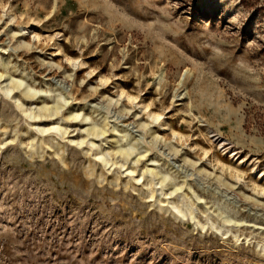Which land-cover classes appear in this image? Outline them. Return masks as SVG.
<instances>
[{
    "label": "rangeland",
    "instance_id": "rangeland-1",
    "mask_svg": "<svg viewBox=\"0 0 264 264\" xmlns=\"http://www.w3.org/2000/svg\"><path fill=\"white\" fill-rule=\"evenodd\" d=\"M0 76V264H264L263 12L0 0Z\"/></svg>",
    "mask_w": 264,
    "mask_h": 264
},
{
    "label": "bare ground",
    "instance_id": "bare-ground-1",
    "mask_svg": "<svg viewBox=\"0 0 264 264\" xmlns=\"http://www.w3.org/2000/svg\"><path fill=\"white\" fill-rule=\"evenodd\" d=\"M188 71V70H187ZM182 75H183V73H182ZM1 77V76H0ZM182 80V79H181ZM180 80V81H181ZM179 81V82H180ZM179 84V83H178ZM180 85V84H179ZM1 90L2 91H4L7 95H9L10 94V91H11V88H10V81L9 82H6V84H5V86H3V87H1ZM185 90V89H184ZM113 117V115L110 117V118H112ZM157 118L158 117H156L155 119L157 120ZM116 119H117V117H113L112 118V120L111 121H109V122H105V124L102 126V128H101V134L99 135V136H101L102 138H100L99 139V141L97 142V144H96V147H97V150H96V153H95V156H96V158H97V160L100 162V163H103V164H106V158H105V154H104V152H103V143H105V139H104V137L102 136L103 134H106V133H108V131L110 130V129H112L115 133H117V134H121V130H119V129H117V126H116V123H115V121H116ZM201 121V120H200ZM167 123V122H166ZM163 125V124H162ZM125 129V131H128L126 128H128V125H124L123 126ZM166 128V127H165ZM167 129V128H166ZM165 130V129H164ZM130 131V130H129ZM134 132V131H133ZM98 136V135H97ZM98 136V137H99ZM130 136V135H129ZM129 136H127V135H125L124 137H125V141H126V149H124V148H122V150L120 149L119 150V152L121 153L122 152V154H127V156L129 155V151L130 150H133L134 149V147H135V145L133 144V143H131V138L129 137ZM92 145H94V143L92 144ZM91 147V146H90ZM91 148H88V150H90ZM138 158L137 159H135L134 161H132V164H134V167H132V168H128V169H126L127 171H126V173L129 175V177H130V179H136V178H134L132 175H133V173L136 171V163H137V160L138 159H140V158H142L143 156H144V154H141V153H138ZM121 163V162H120ZM125 165V163H121L119 166H121V167H123ZM139 173V172H138ZM135 174V173H134ZM263 174H261L260 173V176H262ZM187 176H188V174H187ZM259 176V177H260ZM142 177H144V173L142 172V173H140L139 174V179H141ZM152 178V177H151ZM152 181V180H151ZM159 195H160V198L161 197H163V196H166L167 194H171L172 195V193L173 192H169V193H167L166 192V190H164L163 188H162V186H160L159 187ZM166 199L165 200H167V198L168 197H165ZM168 202H169V200H168ZM171 202H174V201H171ZM173 204V203H172Z\"/></svg>",
    "mask_w": 264,
    "mask_h": 264
},
{
    "label": "trees",
    "instance_id": "trees-1",
    "mask_svg": "<svg viewBox=\"0 0 264 264\" xmlns=\"http://www.w3.org/2000/svg\"><path fill=\"white\" fill-rule=\"evenodd\" d=\"M240 3L247 9H254L264 13V0H240Z\"/></svg>",
    "mask_w": 264,
    "mask_h": 264
}]
</instances>
